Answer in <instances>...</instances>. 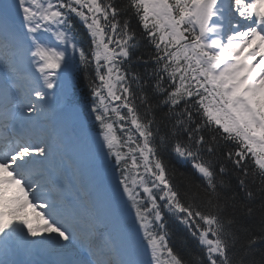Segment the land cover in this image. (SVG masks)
Masks as SVG:
<instances>
[{"label":"snow or ice","instance_id":"obj_1","mask_svg":"<svg viewBox=\"0 0 264 264\" xmlns=\"http://www.w3.org/2000/svg\"><path fill=\"white\" fill-rule=\"evenodd\" d=\"M0 264H264V0H0Z\"/></svg>","mask_w":264,"mask_h":264},{"label":"trees","instance_id":"obj_2","mask_svg":"<svg viewBox=\"0 0 264 264\" xmlns=\"http://www.w3.org/2000/svg\"><path fill=\"white\" fill-rule=\"evenodd\" d=\"M133 24H135V21H133ZM174 233L177 237H186V233L182 231H180L177 227L174 230ZM189 239V247L194 250L195 249V244L193 241H191L190 238ZM177 247H181V242L179 240H177Z\"/></svg>","mask_w":264,"mask_h":264}]
</instances>
